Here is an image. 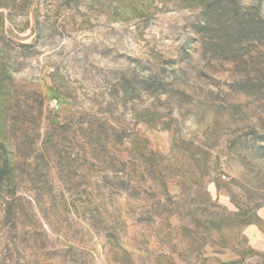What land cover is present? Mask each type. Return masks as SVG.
Returning a JSON list of instances; mask_svg holds the SVG:
<instances>
[{
    "label": "rangeland",
    "instance_id": "obj_1",
    "mask_svg": "<svg viewBox=\"0 0 264 264\" xmlns=\"http://www.w3.org/2000/svg\"><path fill=\"white\" fill-rule=\"evenodd\" d=\"M0 264H264V0H0Z\"/></svg>",
    "mask_w": 264,
    "mask_h": 264
}]
</instances>
